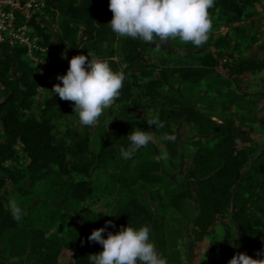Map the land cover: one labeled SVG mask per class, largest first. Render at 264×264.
Segmentation results:
<instances>
[{"label":"trees","instance_id":"trees-1","mask_svg":"<svg viewBox=\"0 0 264 264\" xmlns=\"http://www.w3.org/2000/svg\"><path fill=\"white\" fill-rule=\"evenodd\" d=\"M259 2L215 0L208 9V41L197 48L190 43L181 47L178 38L170 40L172 47L189 50L171 51L179 58L172 64L151 44L113 33L107 25L113 16L109 0H44L30 22L40 47L69 48L75 55L94 53L124 74L114 102L117 114L97 128L101 142L96 149L91 147L93 126L58 131L56 123L69 109L58 95L42 96L40 91L50 76L66 73L69 63H50L48 72L40 73V64L28 58L25 47L0 44V193L12 189L25 210L17 222L8 201L0 198V264L23 259L27 264H59L64 254L72 264H91V246L99 253L102 245L87 238L106 221L114 226L102 233L104 238L121 226H149L157 252L175 264L165 219L168 211L183 214L188 202L194 203L193 187L197 208L194 204L195 214L186 222L193 247L208 243L200 264H228L237 252L260 258L256 253L264 248V142L254 124L264 128V90L250 98L246 75L264 71V59H233L239 48L234 41L245 40L250 46L264 38L253 27ZM43 18L56 25L55 32L39 21ZM221 24L229 29L216 38L212 30ZM117 43L129 47L128 58L116 56ZM34 55L42 60L46 56L39 51ZM38 96L42 100L36 105ZM245 106L257 109L250 121L231 115ZM216 109L225 115L215 120L211 114ZM148 110L164 122L163 129L150 128L147 121L154 117ZM180 122L192 135L184 146L188 160L178 172L182 184L166 176L171 174L163 171L150 143L145 153L140 148L130 159L121 156V147L128 148V137L138 127L153 134L161 152L168 154L166 166L173 168L179 146L160 137L175 136L173 125ZM97 172H102L105 184L94 178ZM38 184L42 196L36 202ZM102 197L112 199L109 208L92 212ZM76 212L86 235L78 232L77 220L71 222Z\"/></svg>","mask_w":264,"mask_h":264},{"label":"clouds","instance_id":"clouds-1","mask_svg":"<svg viewBox=\"0 0 264 264\" xmlns=\"http://www.w3.org/2000/svg\"><path fill=\"white\" fill-rule=\"evenodd\" d=\"M214 3L215 0H109L108 7L113 16L107 25L119 37L146 43H153L154 38H158L157 47L178 38L181 43L199 48L209 39L212 20L208 9ZM61 56L67 58L64 53ZM124 79L123 72L113 71L107 61L88 52L87 56L75 55L69 60L66 74L57 76L62 83L54 84L50 91L61 100L73 102V112L82 125L95 126L105 109L119 97ZM147 124L150 128L165 127L158 117L148 120ZM128 139V148L120 149L124 159H130L141 147L154 142L155 137L137 127ZM160 139L174 142L176 137L163 133ZM167 155L163 153L158 159H167ZM8 209L17 222L25 215V210L15 199L8 201ZM110 226L114 225L106 221L104 227L93 230L88 236L89 242L102 245V251L88 255L91 264H168L150 241L149 226L139 229L121 226L117 233L108 232L104 238L102 233ZM256 255L260 258L253 259L237 252L228 264H264V248Z\"/></svg>","mask_w":264,"mask_h":264},{"label":"rangeland","instance_id":"rangeland-1","mask_svg":"<svg viewBox=\"0 0 264 264\" xmlns=\"http://www.w3.org/2000/svg\"><path fill=\"white\" fill-rule=\"evenodd\" d=\"M255 11L257 12V16H256V20H255V24H254V29L258 34H264V0H260L259 3H256L254 6ZM41 23H44L45 25H47L52 32L56 31V25L55 24H50L47 22V19L43 18L39 20ZM229 29V26H227L226 24H221L218 29H213L212 31L215 33V37L217 38L218 36H220L222 33H226ZM181 42L178 41V44H180ZM233 43H238L239 46H237L238 50L235 51L233 53V59H243L246 61H251L254 62L256 60H263L264 59V53H263V44H264V38L260 37L259 38V42L254 44V45H248V43L244 40H238V41H234ZM151 44V49H160V55L162 54V56H164L166 59L169 58L171 60V63L174 64L177 62V60H179V58L177 57L175 52H171L172 50H170V43L167 44H163L160 45L159 47H157L158 44V38H154V42L153 43H149ZM184 43H181V47H184ZM115 49H116V56L119 57L120 55L128 58L131 54V51L129 49V47L126 44H120L117 43L115 45ZM235 49V48H234ZM174 51V50H173ZM184 52V50H180V52ZM205 50H199V52H204ZM51 53H45L46 56L45 58L42 60L43 63H39L40 67H39V72L40 73H46L48 70V64L53 63V62H66L69 63V60L75 56V52L72 51L69 48H52V51H49ZM64 53L66 55L67 58H62L61 54ZM65 71L62 74H59V76H63L65 75ZM57 76L58 75H52L49 77L48 79V84L45 87H41L40 91L42 96L43 95H51L53 94L50 90L52 89L54 84H61L62 82L60 80H57ZM246 80H247V91L248 94L250 95V98H255V93L261 90H264V71H255L254 73H248L246 75ZM176 89H179L178 86L175 87ZM44 90V91H42ZM227 89H224L223 91H226ZM42 96H38L35 99V103L36 105H39L41 100H42ZM61 102L67 106V108L69 109V114L59 120L56 125H57V129L58 131H63L66 128L69 129H74V130H81L83 125L80 123L79 121V117L78 115L73 112V102L71 101H64L61 100ZM118 105H116L115 103H113V105L108 108L105 109L104 113L102 114V116L99 118V120L97 121V123L95 124L94 127V132L92 134V138H91V147L93 149H96L98 147V145L101 142V138L97 135L96 130L98 127L102 126V125H108L109 122L113 121L115 119V116L117 114V109H118ZM200 108L204 109V105H200ZM257 111V109L254 110L253 107H247L245 106L244 109H238L235 108L231 111V115L232 113L234 115L237 116H242L244 118H247L248 121H250L251 116L253 115V113H255ZM148 115L150 117H154L155 113L152 110H148ZM212 116H214L213 118L216 120L218 117L217 116H224L225 114L223 112H221L220 110L216 109V112H214V114H211ZM230 115V116H231ZM217 117V118H216ZM235 120H237V117H234ZM110 122V123H111ZM174 130H175V137H176V143L179 146V154H178V158L177 160L174 161V166L173 168H168L167 162H168V158L164 159V160H160L161 163L163 164V171L166 172L169 171V173L171 175L175 174V179L174 181L177 184H182V177L180 175H178L179 169H181L186 161L188 160V157L186 156L187 152H188V148H186V151L184 152V146L186 144V142L192 138L191 133L186 129V127L183 125V122L180 123H175L173 125ZM254 127L259 130V132L263 135L262 136V141L264 142V128L261 127L258 123L254 124ZM151 146L155 149V154L156 157L158 158L161 154H163L161 152L160 146L158 145L157 141L154 140V142H150ZM145 148L146 147H141L142 152L145 153ZM181 154L183 156V154H185V156H183V158H181ZM153 158V157H152ZM165 169V170H164ZM94 178H97L98 180H100V182L102 183H106V181L104 180V175L102 174V172H97L94 175ZM35 194H38V199L36 200V202H39V198H41L40 196H42V186L41 184H38L35 188ZM14 191L10 188L7 189V191L5 193H0V198L4 199L6 201H9L10 199H14ZM112 199H108V198H104L102 197V199L95 204L92 207V212H100L101 210H106L108 209V203L109 201ZM107 204V205H106ZM157 208V205H153V209ZM195 214V206L193 202H188L185 212L183 214H178L175 213L173 210L168 211L167 215H166V219H165V237L167 239V244H168V249L169 252H173L174 253V260H175V264H200L201 261H203L205 259V256L208 252V243L207 241H204L201 246H199L198 248L193 247V250L190 252L191 256L189 257L190 260H188V253H189V245L188 242L191 240V236H190V231H189V226L187 224V220L189 221V219ZM232 217V216H231ZM78 221V226H77V230L78 232H80V235H86V229L85 227L82 226L83 221L80 217V214L78 212L74 213L73 218L71 219V222H75ZM71 225L68 223L67 229H70ZM217 233H219L221 231V227L218 226L217 227ZM151 241V240H150ZM94 249L96 250V252L94 254H97V248L94 246ZM9 264H26L25 259L21 260V261H11V263ZM59 264H72L69 255L68 254H64L61 257V261L59 262Z\"/></svg>","mask_w":264,"mask_h":264},{"label":"built area","instance_id":"built-area-1","mask_svg":"<svg viewBox=\"0 0 264 264\" xmlns=\"http://www.w3.org/2000/svg\"><path fill=\"white\" fill-rule=\"evenodd\" d=\"M43 7L44 0H0V44L23 46L30 60L43 63L42 59L34 55V51L45 54L52 49L38 45V39L30 26L34 15Z\"/></svg>","mask_w":264,"mask_h":264},{"label":"water","instance_id":"water-1","mask_svg":"<svg viewBox=\"0 0 264 264\" xmlns=\"http://www.w3.org/2000/svg\"><path fill=\"white\" fill-rule=\"evenodd\" d=\"M169 43V42H168ZM170 47V50H174V51H177V52H179L180 54H184V53H186V52H188L189 50H186V51H182V52H180V50L178 49V48H174V47H172L171 45H169ZM176 142V141H175ZM184 149V148H183ZM155 150V149H154ZM183 156H184V154H183ZM183 156H182V154H181V158H183ZM166 176H168L171 180H174L175 179V175H167L166 174ZM193 200H194V204H195V206H196V208H197V200H196V197H195V187H193ZM231 219L233 220V215H232V217H231ZM82 226L84 227V224H82ZM188 245H189V253H188V260H190L189 259V257L191 256V254H190V252L193 250V243H192V241L190 240L189 242H188ZM91 248H92V254H94L95 252H96V250L94 249V245H92L91 246Z\"/></svg>","mask_w":264,"mask_h":264},{"label":"flooded vegetation","instance_id":"flooded-vegetation-1","mask_svg":"<svg viewBox=\"0 0 264 264\" xmlns=\"http://www.w3.org/2000/svg\"><path fill=\"white\" fill-rule=\"evenodd\" d=\"M27 264V263H26Z\"/></svg>","mask_w":264,"mask_h":264}]
</instances>
